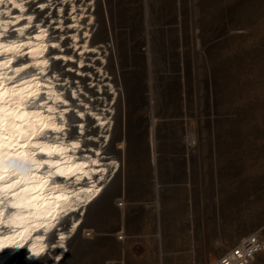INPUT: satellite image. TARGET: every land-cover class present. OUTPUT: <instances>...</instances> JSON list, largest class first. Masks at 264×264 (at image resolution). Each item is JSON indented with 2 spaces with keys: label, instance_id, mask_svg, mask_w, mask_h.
Masks as SVG:
<instances>
[{
  "label": "rangeland",
  "instance_id": "obj_1",
  "mask_svg": "<svg viewBox=\"0 0 264 264\" xmlns=\"http://www.w3.org/2000/svg\"><path fill=\"white\" fill-rule=\"evenodd\" d=\"M91 13L119 167L58 264H210L264 240V0H93Z\"/></svg>",
  "mask_w": 264,
  "mask_h": 264
},
{
  "label": "bare ground",
  "instance_id": "obj_2",
  "mask_svg": "<svg viewBox=\"0 0 264 264\" xmlns=\"http://www.w3.org/2000/svg\"><path fill=\"white\" fill-rule=\"evenodd\" d=\"M92 1L4 0L0 4V21H5L0 25V30L7 29L0 37V45H7L12 40L22 45L18 51L12 52L0 48V61H12L8 66L0 64V76L14 77L11 83L35 76L37 79L30 81V90L39 91L41 98L51 93L42 111L45 116L56 117L57 123L65 127L64 132L48 133L50 142H59L65 149L61 157L53 159H63L66 163L59 167L66 172L69 169L74 172L70 177H52L42 190V194L49 199L36 201L32 207L25 205L12 209L8 194H5V203L0 205V211H3L0 217V264H58L67 252L70 236L78 228L83 233L86 231L83 218L118 170V156L108 147L114 123L116 89L108 78L105 79L108 76L104 69L105 53L91 42ZM16 3L21 4L23 10L16 8ZM42 10L44 14L39 16L37 12ZM28 16L33 19L29 21ZM21 29L23 35L19 34L18 30ZM95 59L97 63L92 65ZM45 60L48 61L46 65L43 63ZM25 64L28 67L17 75L15 69ZM86 64H91L95 80L86 69ZM83 78H86L85 86L82 85ZM4 82L9 83L7 79ZM21 87L27 88L26 85ZM103 87L106 96L102 94ZM89 88L93 89V95L87 92ZM65 100L67 104L63 103ZM49 106L56 111L49 113ZM64 109L68 111L64 112L61 120L60 113ZM81 124L84 126L82 130ZM57 137L59 140L55 139ZM73 143L80 146L73 147ZM4 167L9 172L27 175L19 161L9 160ZM40 173H45V170L41 169ZM53 184L60 187L53 189ZM89 188L92 191L82 190ZM60 195L68 199L55 201L61 208L55 210L56 219L52 220L45 207L52 210V201ZM14 214H18L19 218ZM39 224L46 225V228L36 227ZM119 230L116 234L124 232L123 224ZM90 231L93 233L92 229ZM17 233L23 235V239ZM39 236L44 239L37 240ZM61 236L64 238L61 239ZM255 257L251 263L259 264L256 259L260 255Z\"/></svg>",
  "mask_w": 264,
  "mask_h": 264
},
{
  "label": "snow or ice",
  "instance_id": "obj_3",
  "mask_svg": "<svg viewBox=\"0 0 264 264\" xmlns=\"http://www.w3.org/2000/svg\"><path fill=\"white\" fill-rule=\"evenodd\" d=\"M4 0H0V4H3ZM16 8L23 10V6L19 3L14 5ZM43 7V5H40ZM27 19L31 21L32 16H28ZM5 21H0V25ZM7 23H13L8 21ZM7 29L0 30V37L3 36ZM20 35H23V30H18ZM58 45H53L57 47ZM22 45L16 44L14 40L10 41L7 45H0L6 51L12 52L19 50ZM23 55V53H20ZM12 63L11 60L0 61V64L8 66ZM45 65L47 60L43 62ZM28 65L15 69L18 75ZM5 79L9 81L5 84ZM14 77L0 76V205L5 203V194H8L9 207L12 209L20 208L25 205L32 207L34 202L39 200H47L49 198L42 194V190L47 187L50 180L54 176L70 177L74 175L72 169L67 172L59 167L60 164L66 163L63 159H53V157H61L65 151L62 144L59 142H50L48 133L64 132L65 127L62 123H57L56 117L45 116L42 109L45 104H48L51 98V93L46 97L41 98L39 91H31V80H36L37 77H30L29 80L21 79L19 83H11ZM26 85L27 88L21 87ZM37 87H39L37 85ZM75 95V93H73ZM63 103L67 104L65 100ZM49 113L56 111L51 106L48 107ZM68 111L64 109L61 111V120L64 118V112ZM83 116V113H80ZM83 125H80L81 130ZM59 140V138H55ZM78 143H73V147H79ZM19 161L20 166L25 170L27 175H20L17 171H7L4 167L7 161ZM93 163H98L93 161ZM44 169L45 173H40V170ZM38 173H40L38 175ZM79 179V177H77ZM59 184H53V189L59 188ZM83 191H92L89 189H82ZM98 191V189H97ZM67 196H56L52 201V210H48L45 207L47 215L52 219H56L54 214L56 209H60L61 206L55 201L67 200ZM66 214V213H65ZM3 216V211H0V217ZM16 218L18 214H14ZM2 223V220H0ZM54 226V225H53ZM38 228H46V225H36ZM17 235H21L17 233ZM23 239V235H21ZM64 237L61 236V239ZM6 239H12V237H6ZM37 240H43V236L36 238ZM43 251V247L40 248ZM37 255L39 252L36 253Z\"/></svg>",
  "mask_w": 264,
  "mask_h": 264
},
{
  "label": "built area",
  "instance_id": "obj_4",
  "mask_svg": "<svg viewBox=\"0 0 264 264\" xmlns=\"http://www.w3.org/2000/svg\"><path fill=\"white\" fill-rule=\"evenodd\" d=\"M118 206H122L119 202ZM119 240L122 237H118ZM264 248V240L256 234H249L227 249L210 264H251V259Z\"/></svg>",
  "mask_w": 264,
  "mask_h": 264
}]
</instances>
